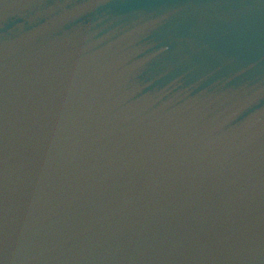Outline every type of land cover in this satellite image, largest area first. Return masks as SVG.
Segmentation results:
<instances>
[{
	"label": "water",
	"instance_id": "95a60500",
	"mask_svg": "<svg viewBox=\"0 0 264 264\" xmlns=\"http://www.w3.org/2000/svg\"><path fill=\"white\" fill-rule=\"evenodd\" d=\"M0 264H264V0H0Z\"/></svg>",
	"mask_w": 264,
	"mask_h": 264
}]
</instances>
